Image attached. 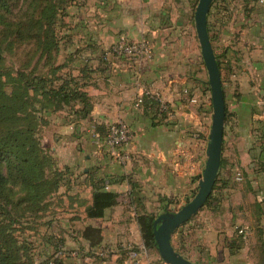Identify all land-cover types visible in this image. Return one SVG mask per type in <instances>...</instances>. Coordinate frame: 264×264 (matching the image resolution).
I'll list each match as a JSON object with an SVG mask.
<instances>
[{"label": "crops", "instance_id": "obj_1", "mask_svg": "<svg viewBox=\"0 0 264 264\" xmlns=\"http://www.w3.org/2000/svg\"><path fill=\"white\" fill-rule=\"evenodd\" d=\"M196 2L78 0L68 8L61 33L68 42H61L58 58H64L65 72L83 85L91 110L84 119L69 107L45 114L40 142L65 173L58 194L79 214L73 221L77 232L87 226L101 229V245L109 250L104 260L94 259L86 253L88 242L75 233L84 255L76 264H163L144 246L136 218L143 211L170 209L173 200L182 205L205 166L212 115L208 76L200 48L183 41L195 30ZM207 27L225 103L218 192L251 206L248 223L237 214L225 219V258L219 264H249L248 246L259 243L255 207L264 197V0H214ZM120 38L147 39L151 59L138 68L119 59L104 60V51ZM145 92L168 102L170 113L164 120H153L143 106L134 108L136 97ZM116 122L126 123L134 134L122 148V161L100 152L91 137L92 129L102 134ZM100 179L104 191L116 195V204L103 219H87L92 183ZM258 227L264 242V217ZM240 228L249 235L228 253V242ZM126 247L137 252L136 258L127 257Z\"/></svg>", "mask_w": 264, "mask_h": 264}, {"label": "rangeland", "instance_id": "obj_2", "mask_svg": "<svg viewBox=\"0 0 264 264\" xmlns=\"http://www.w3.org/2000/svg\"><path fill=\"white\" fill-rule=\"evenodd\" d=\"M6 2L8 9H0V19L4 21L3 24L0 23L1 70L10 73L14 78L20 76L21 86H25L27 91V75L32 72L38 76H48L46 74H50L53 69L55 70L56 67H59V64L64 59L63 57L59 59V55L55 57L52 54L50 58L44 55L41 56V44L40 40H38L39 35L43 32L42 13L50 2L54 3V7L57 8L51 24L52 29L57 37L62 33L60 18H58L61 15L62 1L6 0ZM193 33L185 37L183 41L184 44L188 43L190 47L198 49L199 44L195 30H193ZM64 71H59L58 68L53 71V75L48 77L53 79L54 75L58 77ZM2 79L4 81L5 77ZM13 90L14 86L6 80L4 91L9 93ZM35 117V124L39 126L38 130L36 129L37 137L42 139L43 129L47 126L46 124L40 126L41 121H37V116ZM45 121L47 123L46 119ZM23 124H27V117ZM44 149L46 150L47 148L44 147ZM3 172L6 173V170L3 169ZM9 188V197L14 201L21 199L25 194L24 189L18 184H9ZM219 190L217 186L213 192V201L210 206L203 205L188 222L176 229L171 236L172 248L179 252V255L183 258L195 264H219L224 260L226 236L223 233V227L225 222L226 224L228 223V220L225 219L237 214L239 218L244 219V223L250 221L251 206L245 205L247 201L245 199L242 201L237 200L236 196L223 197L222 194L219 195ZM196 191L197 185L192 194L181 200L183 202L182 205H179L178 201L173 200L170 202L172 206L170 209L166 207L165 211L164 208L159 207L153 209L152 213L155 216H159L165 212H176L193 198ZM238 204H242L239 209L241 210L240 212L236 208ZM68 207L70 208L71 206H68L65 196L58 194L54 200L45 201L41 206L42 210L28 208L25 205L8 210L9 213L5 217L12 221V223L7 222L10 225L8 231L14 237L20 249L19 264H76L78 263L77 259H82L84 256L81 252L82 248L76 246L77 240H75L79 237L81 230L77 232L76 223H73L75 218H79V214L74 213L75 211H72V207L70 209ZM75 233H78L77 237ZM256 237L259 242L257 247L254 242L251 244V239L247 242L248 245L251 244L248 246L246 253L247 262L249 264H264V242L263 239L261 240L257 236V233ZM150 250L158 254L155 249ZM74 251H79L78 257L71 255ZM227 252L233 253L229 252V250ZM84 254L86 253L84 252Z\"/></svg>", "mask_w": 264, "mask_h": 264}, {"label": "trees", "instance_id": "obj_3", "mask_svg": "<svg viewBox=\"0 0 264 264\" xmlns=\"http://www.w3.org/2000/svg\"><path fill=\"white\" fill-rule=\"evenodd\" d=\"M61 1V15L58 18H60L62 30L67 27L64 19L68 15V8L78 0ZM0 9H8L6 0H0ZM56 9L54 3L50 2L42 13L43 32L38 37L41 44V56L44 55L49 58L51 54L55 57L59 54L63 40L64 44L68 42L61 33L57 37L52 29L51 24ZM0 23L3 24L4 21L0 19ZM207 32H209L208 27ZM215 58L220 74L217 56ZM1 61L2 54L0 50V264H19L20 249L16 240L8 231L10 225L7 222L12 223V221L5 217L9 213L8 210L21 205L35 208V210H42L41 206L45 201L54 200L56 195L58 196L59 188L65 176V173L56 167L50 154L42 148L40 139L37 137L36 129L38 130L39 126L35 124V116H37V121H41L40 126H43L46 124L45 113H54L69 107L77 117L84 119L90 113L91 104L83 91V85H79L69 72L64 71L67 66L65 63L59 64V67L53 69V71H56L59 68V71H64L58 77L54 75L53 79L48 77L54 74L53 71L46 74L48 76L45 77L31 72L27 75L26 91L25 86H21L20 76L14 78L10 73L1 70ZM3 77H5L4 81ZM6 80L14 86V90L9 93L4 91ZM33 102L35 103L33 104ZM76 104L79 105L77 109L74 108ZM142 106L148 111L153 120L157 119V116L164 120L165 116L158 112V104L154 99L144 97ZM26 117L27 124L24 125L23 121ZM95 131L98 132V129L95 128ZM3 169L6 170V173L3 172ZM9 184H18L24 189V196L17 201L10 198ZM103 185L104 179L92 183L91 202L84 211L87 219H103L106 211L116 204V195L104 191ZM217 185L218 174L212 192L204 206L208 207L212 204L213 192L216 190ZM131 186L134 188V185L131 184ZM166 207L167 205L164 207L165 211ZM255 209L257 213L255 233L261 238L262 231L258 225L260 218L264 217V197ZM156 218L157 216L153 213L143 211L139 213L136 220L144 246L147 249L157 251L153 237V222ZM237 230L235 231L237 238L228 242L227 249L229 252L239 249L240 243L243 242L241 237L237 235ZM81 236L88 242L89 248H96L101 245V229L87 226L81 232ZM175 252L180 254L176 250ZM160 261L162 262L161 259Z\"/></svg>", "mask_w": 264, "mask_h": 264}, {"label": "water", "instance_id": "obj_4", "mask_svg": "<svg viewBox=\"0 0 264 264\" xmlns=\"http://www.w3.org/2000/svg\"><path fill=\"white\" fill-rule=\"evenodd\" d=\"M214 0H198L194 9V28L201 57L208 76L212 105L211 126L206 148V162L193 198L176 212H165L153 222V237L158 255L165 264H194L175 252L171 236L204 205L212 192L220 167L225 103L219 68L207 32V15Z\"/></svg>", "mask_w": 264, "mask_h": 264}, {"label": "built area", "instance_id": "obj_5", "mask_svg": "<svg viewBox=\"0 0 264 264\" xmlns=\"http://www.w3.org/2000/svg\"><path fill=\"white\" fill-rule=\"evenodd\" d=\"M151 57L152 47L149 41L145 38H140L137 41L120 38L111 44L103 53L104 60L107 58L119 59L126 61L127 64L133 66L134 68H138V66L144 61H149ZM182 95L187 97L188 91L184 90ZM144 97L154 99L158 104V112L164 114L165 118L169 115L170 106L168 102L155 93L152 94L145 92L136 97L133 103L135 109L142 107ZM91 137L94 145L100 150V152L117 161H122V148L127 146L133 140L134 134L126 123L116 122L108 125L102 134L95 131V128L92 129ZM237 235H239L242 240H245L249 235V231L248 229L240 228L237 230ZM125 250L127 257L130 259L136 258L137 253L133 248L126 247ZM78 252L79 251H74L71 255L73 257H78ZM86 253L94 259H105L109 254V250L105 246L100 245L96 248L88 247L86 249Z\"/></svg>", "mask_w": 264, "mask_h": 264}]
</instances>
